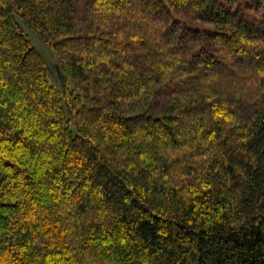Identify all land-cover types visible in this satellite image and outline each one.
Instances as JSON below:
<instances>
[{
    "label": "trees",
    "instance_id": "1",
    "mask_svg": "<svg viewBox=\"0 0 264 264\" xmlns=\"http://www.w3.org/2000/svg\"><path fill=\"white\" fill-rule=\"evenodd\" d=\"M0 264H264V0H0Z\"/></svg>",
    "mask_w": 264,
    "mask_h": 264
},
{
    "label": "rangeland",
    "instance_id": "2",
    "mask_svg": "<svg viewBox=\"0 0 264 264\" xmlns=\"http://www.w3.org/2000/svg\"><path fill=\"white\" fill-rule=\"evenodd\" d=\"M19 20V19H18ZM25 33L31 38L34 46L41 52L50 69V82L53 86L65 91H75V85L73 81L65 75L60 67L59 60L52 47L43 41V39L33 29L26 26L20 21Z\"/></svg>",
    "mask_w": 264,
    "mask_h": 264
}]
</instances>
